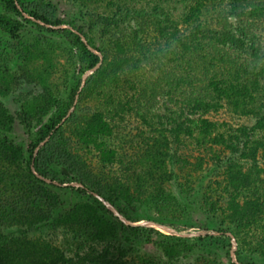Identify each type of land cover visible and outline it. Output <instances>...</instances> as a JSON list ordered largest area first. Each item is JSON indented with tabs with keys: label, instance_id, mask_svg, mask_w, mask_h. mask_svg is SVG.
<instances>
[{
	"label": "rangeland",
	"instance_id": "rangeland-1",
	"mask_svg": "<svg viewBox=\"0 0 264 264\" xmlns=\"http://www.w3.org/2000/svg\"><path fill=\"white\" fill-rule=\"evenodd\" d=\"M260 1L203 0L190 14L198 0H19L50 4L64 23L25 14L30 21L16 36L0 29V107L15 118L7 136L27 151L79 80L55 127L62 156L48 151L39 161L55 180L30 170L63 186L65 205L88 197L76 193L79 182L60 181L83 178L125 224L157 233L147 241L140 232L112 236L82 214L38 226L30 213L41 208L53 219L60 209L30 189L28 153L0 150V237L36 245L31 264H241L237 256L264 264V129L250 113L263 98L234 94L247 78L234 72V63L249 61L240 49L253 34L264 48V19L250 16ZM202 23L210 33L197 31ZM174 27L200 47L182 51ZM61 28L99 56L94 67L81 72L79 51ZM228 84L232 90L218 91ZM66 159L78 172L65 168Z\"/></svg>",
	"mask_w": 264,
	"mask_h": 264
},
{
	"label": "trees",
	"instance_id": "trees-1",
	"mask_svg": "<svg viewBox=\"0 0 264 264\" xmlns=\"http://www.w3.org/2000/svg\"><path fill=\"white\" fill-rule=\"evenodd\" d=\"M1 1L3 4V12H0V29L5 31L9 36H16L22 29V27H24L23 22L30 21V19L24 17L25 14H27L34 20L43 22L46 25L59 26L64 23L55 15L54 8L48 3L34 5L33 3L19 4V0ZM202 1L198 0V2H195L194 6L189 7V13L199 14L201 12ZM18 4L20 5V7H18ZM255 6L256 7L250 10V16L252 18H256V20L259 18L264 19V0L260 1V3H256ZM196 29L202 34L210 33L209 27L206 23H202L200 27ZM58 30L63 32V34L67 36L74 44V46H76V48L78 49L79 59L82 64V73L85 70L94 67L98 63L99 56L87 48V45L84 44L79 35L64 28ZM174 31L175 33H173L172 40L178 43L182 51H188L190 49L196 50L198 47H200V44L196 43L195 41L196 36L194 38L193 34L181 37L177 35V27H174ZM201 37H203V35ZM215 42H218V40L215 39ZM257 44V35L253 34L250 37V41H248L247 45H244V49H240V51L244 55L248 56L249 61L244 64L234 63V72L236 71V73H238L237 71L240 70L241 74L247 76V78L245 79V83H243L241 87L238 86L237 92H235L234 94H237L238 98L242 100L243 98L249 97L253 91H260L262 93L261 95L263 101L258 103V105L256 106V112L254 111L250 113H254L256 115L255 123L260 129H264V48H262L260 51V47ZM178 59H180V56H178L176 60ZM255 61L259 63L255 64ZM226 63H229V59L226 60ZM232 77V79H234L235 75H233ZM79 86L80 81L78 80L71 90L70 100L67 107L56 114L55 119H52L50 121V124H48L44 129L36 134L35 139L32 141L27 151H25V147L23 145L13 142V140L7 136V133L12 129L15 118L7 109H5L4 107H0V150L16 158H24L25 152L28 153L26 165L29 168L30 175L33 179L30 189L35 193H38L42 197L41 200L47 201V207L50 210L54 208L60 209V213H57V215L53 217V219L48 218V212H43L41 208L36 213H30V215L33 216L35 220L34 223L40 226L41 224L54 223L55 220L61 221L68 220L69 218L73 217L76 218L79 214H82L87 217V221H85V223L90 222L95 226L101 227L103 228L102 231H106L112 236H116L118 233L125 231L130 233L140 232L142 233L140 234V238H142V240H151L153 238V233H157L156 229L151 227L142 228L125 224L94 196V193L100 196L101 193L95 190L91 184L84 181L83 178L74 177L68 179V181H60L61 184L72 181L79 182L84 186L85 189L77 187L75 189L76 193L80 194L79 197L81 199L85 196L88 197L85 202L75 201L71 203V205H65L67 203L65 199V193L62 194L58 192V190H60L61 188L63 189V186L58 187L53 183H47L45 180H43V178L38 177L33 173V171L30 170L31 164H33V168L37 174L44 178L50 179L51 181L55 180V177L50 172H45L42 169L43 167L41 163H39V161L43 156L47 155L48 151L52 152L51 156H55L56 152H58V154L62 156L63 149L55 143V136L58 132V127H55L60 123L61 119L66 115L67 111L72 106ZM214 90L217 91V89ZM230 90H232L230 84H228V87L223 85L222 89H218V91L222 94H225V92H228ZM249 109L250 111L252 110L250 107L245 109L244 112ZM175 136V140L177 141V139L179 138V134L177 133V131ZM39 143H42L41 146H39ZM36 148V155L35 157H32L33 152ZM171 156L174 157V153H172ZM32 158L33 160H31ZM63 165L65 166V168H68L71 173L78 172L76 165L73 164L69 159H66ZM48 204L50 207L48 206ZM119 212L122 213V211L120 210ZM124 216L128 219L130 218L127 215ZM47 218L49 219V221H47ZM138 220L139 219H134V221ZM14 239L19 240L15 242ZM37 252L38 247L36 245L29 248L27 243L20 240V237L14 236L12 234L2 235L0 237V264H31L29 262H26L27 260H29L27 259V257L32 255L33 253L34 255L39 254ZM237 260L241 264H250L246 261H243L239 256H237Z\"/></svg>",
	"mask_w": 264,
	"mask_h": 264
}]
</instances>
